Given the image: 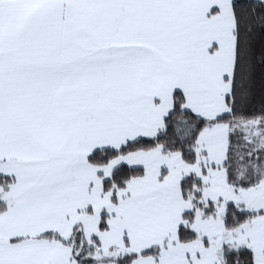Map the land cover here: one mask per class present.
<instances>
[{
  "label": "snow or ice",
  "instance_id": "snow-or-ice-1",
  "mask_svg": "<svg viewBox=\"0 0 264 264\" xmlns=\"http://www.w3.org/2000/svg\"><path fill=\"white\" fill-rule=\"evenodd\" d=\"M0 264H264V0H0Z\"/></svg>",
  "mask_w": 264,
  "mask_h": 264
}]
</instances>
